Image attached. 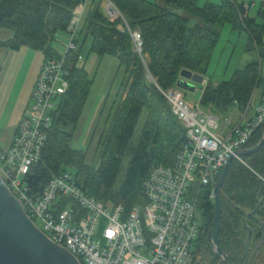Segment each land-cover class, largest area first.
<instances>
[{
    "label": "trees",
    "instance_id": "obj_1",
    "mask_svg": "<svg viewBox=\"0 0 264 264\" xmlns=\"http://www.w3.org/2000/svg\"><path fill=\"white\" fill-rule=\"evenodd\" d=\"M100 1L0 0V30H8L12 35L0 40V49L18 52L27 48L40 52L42 62L61 56L65 58L68 88L55 105L51 126L45 132L47 138L42 156L26 175L28 188L40 193L47 182L61 172L74 171L75 185L85 196L106 207L119 205L128 211L141 202L142 181L150 169L158 165L171 166L187 139L186 131L172 115L159 90L172 88L181 70L207 78L208 63L219 40V32L212 27L217 29L227 24L233 31L245 33L254 48H260L264 38V8L259 7L256 17L249 18V12L236 0H220L216 5L206 2L203 7L198 6L197 0H156L161 5L147 0H106L118 12L113 21L101 14ZM87 2L91 7L84 17L80 15L81 25L76 28L73 41L76 51L59 55L50 44L57 34L69 38L67 29L72 15L77 6ZM163 5L181 10L187 17L200 22L189 28L187 17L177 16ZM133 35L141 42L138 52L132 41ZM86 40L90 44L88 54L116 58L117 68L122 69L124 75L118 91L121 90L122 100L115 109L109 106L104 128L95 145L98 164L94 169L86 163L84 152L69 146L93 84L83 67L77 66V57H80ZM263 66L264 54L260 51L256 62L235 70L228 80L213 84L207 78L200 89L199 106L212 114H220L236 105L246 117L256 89H261L263 98ZM143 111L147 113L143 127L138 139L132 143L134 128ZM263 130L264 127H259L253 132L248 148L259 143ZM125 158H128V165L120 185L114 188ZM228 167L225 182L219 190V232L223 236L230 224L238 233L244 215L253 211L264 195V145L240 161L233 160ZM210 189L197 185L192 190L205 223L211 220L213 212Z\"/></svg>",
    "mask_w": 264,
    "mask_h": 264
},
{
    "label": "built area",
    "instance_id": "obj_2",
    "mask_svg": "<svg viewBox=\"0 0 264 264\" xmlns=\"http://www.w3.org/2000/svg\"><path fill=\"white\" fill-rule=\"evenodd\" d=\"M236 1L247 12L256 6L264 8V0ZM110 8L112 13L108 11L106 16L114 20L118 12L112 5ZM82 9L77 6L72 15L69 38L62 45L65 53L76 51L73 41ZM138 38H132L137 52L141 47ZM77 58L79 63L82 59ZM65 66L61 56L44 60L39 67L28 113L19 119L10 145L0 149L4 186L21 202L24 214L44 238L80 264H191L200 227L192 190L198 185L211 192L234 151L246 150L253 131L264 127V95L251 119L233 125L225 120L229 130L219 137L213 132L218 127L217 116L185 102L175 85L159 90L187 139L171 166L150 169L142 181L141 202L126 211L85 196L70 172L52 178L40 193L25 184L30 168L42 156L57 100L68 88Z\"/></svg>",
    "mask_w": 264,
    "mask_h": 264
},
{
    "label": "rangeland",
    "instance_id": "obj_3",
    "mask_svg": "<svg viewBox=\"0 0 264 264\" xmlns=\"http://www.w3.org/2000/svg\"><path fill=\"white\" fill-rule=\"evenodd\" d=\"M150 3L154 2L159 5L156 0H147ZM199 7H203L206 2L212 4H220V0H197ZM169 12L175 13L177 16H184L181 10H177L163 5ZM256 8L248 11L249 18L256 17ZM108 17V16H107ZM115 15L114 18H116ZM188 18V27L191 28L195 24L199 23L195 18ZM114 21V20H113ZM202 23V22H201ZM81 25V24H80ZM79 25V26H80ZM202 26H204L202 24ZM216 32H219L217 46L213 50V56L208 63V69L205 77L210 78L214 83L228 80L235 70L244 69V66L252 61L258 59L259 52L264 54V38L262 46L260 48H254V44L251 43L246 37L245 33H239L233 31L231 26L227 24L217 28L212 27ZM12 37L10 31L0 30V40H6ZM264 37V36H263ZM68 37L64 34H57L55 40L50 44L52 48L59 54L63 55L65 49L60 43H67ZM89 41L86 40L83 43L80 58L82 59L78 63V67L88 73L89 80H92L91 90L88 91V97L86 103L83 106V112L79 117L76 129L72 131L73 139L70 143V148L76 151L84 152L86 163L94 169L97 167L98 160H96L95 145L99 139V135L105 125V117L109 112V106L116 108L117 104L122 100L121 90L118 92L122 85V78L124 77L122 69L117 68L116 58L111 56L96 57L89 53ZM41 61V53L31 51L27 48H22L18 52H11L5 49H0V149L3 150L7 147L11 140L12 133L15 132V119L19 120L23 111L28 113V108L31 104L30 93L32 90V82L35 76V68L38 70ZM261 76L264 79V66L262 68ZM36 79V78H35ZM202 86L197 85L192 93L183 92L184 101L190 105H198L200 100ZM116 93L118 97L116 98ZM260 89H256L253 98H251V107L246 113V118H251V111L255 106V100L258 98ZM200 110H207L199 106ZM231 108L229 107L228 110ZM228 110L221 112L223 114L219 118L225 116L231 118ZM23 112V114L25 113ZM211 112V111H209ZM229 112V111H228ZM226 113V114H225ZM20 114V115H19ZM22 114V115H23ZM146 111L140 115L139 121L134 128V134L131 142L136 141L140 135V130L143 127L145 121ZM212 114V113H211ZM216 114V113H214ZM213 114V115H214ZM219 114V115H220ZM19 115V117H18ZM217 115V114H216ZM218 115V116H219ZM215 116V115H214ZM22 117V116H21ZM18 122V121H17ZM16 122V124H17ZM222 120L218 119V128H220ZM213 131V130H212ZM213 132H216L215 130ZM128 165V158H125L120 166V174L117 180H115L114 188H118L120 185V179L124 175V170ZM73 173L74 171H69ZM203 194V193H201ZM196 207V220L201 227L205 223V219L202 217L200 207Z\"/></svg>",
    "mask_w": 264,
    "mask_h": 264
},
{
    "label": "water",
    "instance_id": "obj_4",
    "mask_svg": "<svg viewBox=\"0 0 264 264\" xmlns=\"http://www.w3.org/2000/svg\"><path fill=\"white\" fill-rule=\"evenodd\" d=\"M112 13L111 8L108 10ZM205 79L198 74L191 73L187 70H181L177 75L175 87L181 92L192 93L197 85L203 86ZM252 148L238 149L234 151V156H231L228 163L222 169V172L217 177V182L212 189V206L213 213L211 214L213 219V225L211 232L213 235V241L217 239L219 228V215H220V193L225 182V176L227 175L229 164L237 158H244L255 152L259 151L264 145V130L262 136ZM262 202H264V195L256 203L254 210L245 216L244 226L250 221V217L256 213L259 208H262ZM23 207L20 201L10 193V191L4 186V182L0 177V264H80L78 263L70 253L62 248H58L51 241L44 238L42 233L31 224L30 219L23 212ZM260 224L262 229L264 219ZM249 240H251V231L248 230V237L245 240L246 249L249 246ZM222 254V251L218 248V253ZM222 257H224L222 255ZM225 262H228V257H224Z\"/></svg>",
    "mask_w": 264,
    "mask_h": 264
},
{
    "label": "flooded vegetation",
    "instance_id": "obj_5",
    "mask_svg": "<svg viewBox=\"0 0 264 264\" xmlns=\"http://www.w3.org/2000/svg\"><path fill=\"white\" fill-rule=\"evenodd\" d=\"M250 213L244 215L238 233L230 224L224 236L219 232L220 219L218 218L219 228L215 241H213L211 232L213 225L211 216V220H207L197 231L191 264H264V233L262 234V231L259 230L264 219V206L260 207L244 226L245 216ZM262 229L264 230V223ZM248 230L251 231V240H249V246L246 249L245 240L248 237ZM218 248L222 251V254H217ZM222 255L228 257V262H225Z\"/></svg>",
    "mask_w": 264,
    "mask_h": 264
},
{
    "label": "crops",
    "instance_id": "obj_6",
    "mask_svg": "<svg viewBox=\"0 0 264 264\" xmlns=\"http://www.w3.org/2000/svg\"><path fill=\"white\" fill-rule=\"evenodd\" d=\"M98 6H99V10H100V12H101V14H103V15H106L107 14V12H108V10L110 9V5H108V2H106V0H102V1H100V3H98ZM90 3L89 2H87V3H85L84 5H83V9H82V14H81V18L82 17H84V15H86V14H88V11H89V9H90ZM66 36V35H65ZM67 37V36H66ZM42 57H41V61H40V64L39 65H41V63H42ZM40 67V66H39ZM39 69V68H38ZM35 78H36V76H37V73H38V70L35 68ZM34 78V80H36ZM206 78V77H205ZM208 78V77H207ZM206 78V79H207ZM206 79H205V81H204V83H206ZM210 79V78H209ZM34 80H33V82H32V85H33V83H34ZM214 84H216V83H214ZM33 87H34V85H33ZM33 87H32V90H33ZM32 90H31V93H32ZM256 91V90H255ZM255 93V92H254ZM261 94H262V91H261V89H260V93H259V96H258V98L255 100V102H256V104H255V106L253 107V110L251 111L252 113H251V118L254 116L253 115V111L255 110V108H256V106H258V104L260 103L259 101L261 100ZM231 108V107H230ZM229 111V112H228ZM226 113H229V116L231 117V118H228V116L226 117H224V118H219L220 116H222L223 114H214L215 116H217L218 117V119L220 120H222V122H221V124H220V128H221V130L217 127V130H215L216 132H214L216 135H218L219 137H221V136H224L227 132H228V126H227V124L225 125V123H224V121L225 120H228V122L230 123V124H236V123H238L240 120H247V119H251V118H246V117H244V113H241L240 111H239V109L237 108V106L236 105H233V107L230 109V110H228ZM23 112H25V111H23ZM23 112H22V114H23ZM225 113V114H226ZM22 114H21V116H22ZM20 115V114H19ZM19 115H18V117H19ZM219 115V116H218ZM21 116H20V118H21ZM19 118V119H20ZM18 121V118H17V120L15 119V128H16V126H17V124H16V122ZM15 133V132H14ZM12 135H13V133H12ZM12 137V136H11ZM12 139V138H11ZM10 142H11V140H10ZM10 142H9V144H10Z\"/></svg>",
    "mask_w": 264,
    "mask_h": 264
},
{
    "label": "bare ground",
    "instance_id": "obj_7",
    "mask_svg": "<svg viewBox=\"0 0 264 264\" xmlns=\"http://www.w3.org/2000/svg\"><path fill=\"white\" fill-rule=\"evenodd\" d=\"M254 131H255V130H254ZM254 131H253V132H254ZM252 134H253V133H252ZM251 136H252V135H251ZM240 159H241V158H240Z\"/></svg>",
    "mask_w": 264,
    "mask_h": 264
}]
</instances>
